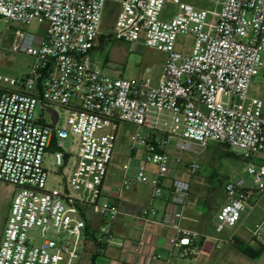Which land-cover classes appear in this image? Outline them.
<instances>
[{
	"label": "built area",
	"instance_id": "2783aa9c",
	"mask_svg": "<svg viewBox=\"0 0 264 264\" xmlns=\"http://www.w3.org/2000/svg\"><path fill=\"white\" fill-rule=\"evenodd\" d=\"M111 3L116 19L110 38L142 42L166 54L159 85L94 69L90 53ZM166 3L176 7L170 21L161 18ZM209 3L213 8L184 0H0L4 33L12 24L22 26L15 28L8 51L35 60L26 74L0 72V180L20 190L6 219L0 264H74L91 241L100 251L116 242L112 225L121 205L100 202V197L123 123L136 127L132 140L145 145L147 162L157 171L149 178L141 166L123 177L121 190L149 184L154 197H161L173 151L199 153L216 143L244 152L254 182L249 186L237 178L226 183L217 233L235 228L255 208L252 195L264 192V97H250V89L264 71V0ZM33 22L41 26L37 32L24 29ZM181 35L193 36L192 53L178 49ZM2 41L3 36L0 45ZM38 104L43 115L55 105L64 109L65 126L59 127L57 113L52 123L36 116ZM70 136L78 140L76 165L64 189L50 188L45 156L52 151L55 166L63 168L70 156L64 143ZM200 168L193 160L189 173ZM190 192V182L176 179L170 205L185 207ZM80 205L102 216L97 235ZM139 213L141 221L156 214L151 207ZM182 217V211L167 210L161 218L176 231L172 246L191 244L178 223ZM36 233H41L39 241ZM252 238L264 244V220ZM115 244L137 254L147 247L144 239L130 247L125 240Z\"/></svg>",
	"mask_w": 264,
	"mask_h": 264
},
{
	"label": "crops",
	"instance_id": "0c3cea01",
	"mask_svg": "<svg viewBox=\"0 0 264 264\" xmlns=\"http://www.w3.org/2000/svg\"><path fill=\"white\" fill-rule=\"evenodd\" d=\"M172 17V15H165L163 10L161 16L163 20L170 21ZM98 41L99 38L96 41V46ZM129 46L132 52H142L148 48L142 42L129 44ZM148 49L155 51L159 55L163 75L167 58L166 54L151 48ZM119 76L127 77L125 73ZM160 81L157 84H152L159 85ZM203 153L204 151L199 153L173 151L170 157V174L164 182V193L161 197L156 198L153 195V188L149 184H135L128 189L122 190L119 188L123 177L125 175H134L136 171L131 172L126 169L121 177H113L108 182L109 165L100 202H115L120 204L122 208L121 214L112 225V232L117 239L125 240L129 247L141 239L146 241L147 247L143 253L137 254L130 248L121 251L117 248L116 242H113L105 246L103 251H100L94 241H91L88 249L80 258V262L82 264L87 263V261L92 264H264V248L260 255L256 258L254 257L259 251V247L264 246V244H258L252 238L253 229L264 220V205L258 207V201L253 200V202H256L255 208L243 214L238 226L227 228L220 234L217 233L216 216L220 208L226 203L227 195L224 186V191L218 201L216 203L209 202L211 200V197L209 198L211 193L210 180L207 175H202V163L199 159H196L198 156L201 157ZM69 160V156L66 157L65 165ZM193 160L199 161L201 166L195 174L189 173L188 169ZM75 165L76 160L70 173ZM156 171V167L150 173L147 170L149 178H153ZM176 179L188 181L191 184L189 199L183 208L174 207L168 201ZM257 194L259 193H254L252 196L255 198ZM205 202H209L208 213L203 211ZM144 207H151L156 214L141 221L138 219L139 210ZM167 210L183 212V217L178 220V223L183 231L189 233L191 238L189 246L171 245L170 240L176 235V231L161 222V218ZM91 211L90 214H83L87 218L90 228L97 235L98 230L102 226L103 218L92 208ZM232 236V241H223L228 240ZM243 245L249 248V252L244 251ZM152 255L156 258H152Z\"/></svg>",
	"mask_w": 264,
	"mask_h": 264
},
{
	"label": "rangeland",
	"instance_id": "374dc122",
	"mask_svg": "<svg viewBox=\"0 0 264 264\" xmlns=\"http://www.w3.org/2000/svg\"><path fill=\"white\" fill-rule=\"evenodd\" d=\"M186 2H194L195 0H184ZM207 4L210 0H201ZM195 4V3H194ZM112 3L109 4L108 10L105 12V17L101 27V35L104 39L97 42V46L91 51L90 58L94 69L100 72L107 73L113 77H119L120 74L137 79L150 80L153 84L160 81L162 75V63L159 61V55L148 48L142 52L130 51V46L127 43L118 41L109 37L112 32V25L116 19V14L109 9ZM211 7V4L207 5ZM176 7L171 3H166L164 6V14H175ZM220 10V7H218ZM19 24H12L11 27L4 33L6 24L0 21V40L3 36L0 49V72L3 74L18 76L26 74L35 60L26 55L16 54L8 51L10 40L15 28H21ZM41 26L37 22H33L30 26L25 27L29 31L37 32ZM194 46V38L192 35H181L178 38L177 47L180 51L190 54ZM250 97L263 98L264 97V71L256 76L252 82L250 89ZM59 115V127L65 126L67 113L59 106H52L46 110L43 115L42 105L36 106L35 115L44 117L48 123L53 122V116L57 118ZM136 131V127L130 124H121L118 132L116 146L112 163L110 164L108 182L114 177L118 178L123 175L128 169L138 171L141 166H146L150 172L154 170V165L147 162V150L145 145L140 142L134 143L132 135ZM105 132H110L109 128ZM77 138L70 136L64 143V149L69 156V162L63 168H59L54 164L53 152L50 151L44 159V167L48 173V187L64 189L66 183V176L68 177L70 170L76 160L78 147ZM134 151H133V150ZM134 152V153H133ZM244 152L241 150H233L226 146H221L212 143L208 149L204 151L201 157H197L202 163V175H207L210 180L211 193L209 202L216 203L221 193L224 191V186L230 180L242 178L246 185L253 186V177L248 173L249 161L243 158ZM148 173V172H147ZM214 174V176H212ZM13 185L0 180V241L5 227L6 217L13 202L14 196L19 192ZM258 201V207L264 205V192L252 196L250 202ZM205 202L203 211L208 213V203ZM79 209L84 214H90L91 208L87 205H80ZM35 239H41V233L34 235ZM49 238L54 237L52 233L48 235ZM119 239H115L118 242ZM80 260L75 261L74 264H80ZM82 264V263H81ZM85 264H92L87 261Z\"/></svg>",
	"mask_w": 264,
	"mask_h": 264
},
{
	"label": "trees",
	"instance_id": "16d2710c",
	"mask_svg": "<svg viewBox=\"0 0 264 264\" xmlns=\"http://www.w3.org/2000/svg\"><path fill=\"white\" fill-rule=\"evenodd\" d=\"M197 8H205V7H208L207 5H209V3H207V4H205V3H203V1H201V0H195L194 2H192ZM104 37V36H103ZM102 37V35H100L99 36V40H101V39H104ZM219 145V144H218ZM222 146V145H221ZM263 248H264V246H261V247H259V251L257 252V254L256 255H254V257L256 258L258 255H260L261 254V252H262V250H263ZM243 249H244V251L245 252H249V248L248 247H246L245 245H243Z\"/></svg>",
	"mask_w": 264,
	"mask_h": 264
}]
</instances>
